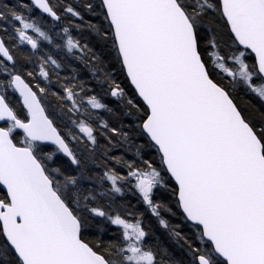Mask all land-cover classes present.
Returning <instances> with one entry per match:
<instances>
[{
  "label": "snow or ice",
  "instance_id": "1",
  "mask_svg": "<svg viewBox=\"0 0 264 264\" xmlns=\"http://www.w3.org/2000/svg\"><path fill=\"white\" fill-rule=\"evenodd\" d=\"M0 264H264V0H0Z\"/></svg>",
  "mask_w": 264,
  "mask_h": 264
}]
</instances>
